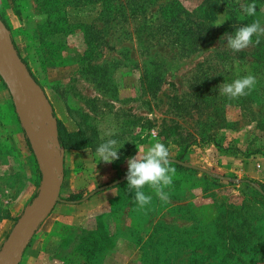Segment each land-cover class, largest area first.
Listing matches in <instances>:
<instances>
[{
    "label": "rangeland",
    "instance_id": "rangeland-1",
    "mask_svg": "<svg viewBox=\"0 0 264 264\" xmlns=\"http://www.w3.org/2000/svg\"><path fill=\"white\" fill-rule=\"evenodd\" d=\"M89 1L0 0L56 133L86 141L22 264H264V199L197 169L264 186V0ZM25 138L0 78L2 240L39 183Z\"/></svg>",
    "mask_w": 264,
    "mask_h": 264
},
{
    "label": "water",
    "instance_id": "water-1",
    "mask_svg": "<svg viewBox=\"0 0 264 264\" xmlns=\"http://www.w3.org/2000/svg\"><path fill=\"white\" fill-rule=\"evenodd\" d=\"M0 78L11 96L16 117L27 138L39 172L36 193L16 217L0 244V264H18L29 239L55 203L69 201L59 197L60 182L63 177V157L57 140L56 123L49 108L48 100L18 56L11 41L9 30L1 20ZM166 160L178 162L176 159L168 158ZM144 166L129 172L118 180L92 190L76 201L84 200L96 190L123 180ZM188 166L197 168L192 165ZM197 169L218 179L235 183L244 181L264 196L260 187L247 179L230 178L220 174H211L201 168Z\"/></svg>",
    "mask_w": 264,
    "mask_h": 264
},
{
    "label": "trees",
    "instance_id": "trees-1",
    "mask_svg": "<svg viewBox=\"0 0 264 264\" xmlns=\"http://www.w3.org/2000/svg\"><path fill=\"white\" fill-rule=\"evenodd\" d=\"M82 2V1H81ZM91 1H87V0H83V4L84 5H88L89 7L86 6V11H91L92 10V7L90 5ZM172 3H169V4H165V5H161L157 8V15L156 17L154 18V22H158L160 20H166V21H169L172 17H174V15L170 14L169 11L175 9V7H172ZM106 5V6H105ZM104 6L106 7L105 9V12L108 11L107 9V3L105 4ZM113 8V7H111ZM199 9L195 8V9H192L190 11V14L189 12H185V14H187V16L191 17L193 20H194V17L193 15L197 14ZM170 16V17H169ZM169 17V18H168ZM111 18L110 17H105V20H110ZM0 20L2 21V23L5 25V27L8 29L5 21L3 20V18L0 16ZM77 20H80V19H77ZM84 27H87V24H84L83 25ZM246 33V31H243ZM11 38V37H10ZM12 41V39H11ZM13 43V41H12ZM14 46V44H13ZM15 48V46H14ZM18 56L20 57L17 49H15ZM21 61L25 64V62L23 61V59L20 57ZM29 74L31 75L30 71H29V68L27 67V65L25 64ZM32 76V75H31ZM32 78L34 79V77L32 76ZM35 80V79H34ZM162 133V138H166L167 137V133L165 132V130L163 128L160 129V133H158L159 135H161ZM207 139V138H206ZM57 140H58V143H59V147L62 148V149H76V148H80L82 147L83 145L86 144V141H84V139L77 133V132H70V131H67L65 130L62 126H59L57 128ZM25 143L27 145V148L28 150L31 152V149H30V146H29V143L27 141V138H25ZM32 153V152H31ZM184 153V150H180L176 156L174 157L177 161L181 159L182 155ZM165 165L169 166V167H173L175 170L176 169H186V170H190L189 168H186V167H183L181 166L180 164L178 163H173V162H166ZM39 176V174H38ZM249 180L250 182H254L252 179H247ZM255 183V182H254ZM256 185H258V187H260V189L264 192V186H262L261 184H258V183H255ZM243 185L245 187H247L249 189V191L253 192L255 194V196L259 197L260 199H264V196L261 195L259 192H257L250 184L244 182ZM68 199H71L72 198V195H69L67 197ZM16 218H13V221L15 220Z\"/></svg>",
    "mask_w": 264,
    "mask_h": 264
},
{
    "label": "crops",
    "instance_id": "crops-1",
    "mask_svg": "<svg viewBox=\"0 0 264 264\" xmlns=\"http://www.w3.org/2000/svg\"><path fill=\"white\" fill-rule=\"evenodd\" d=\"M2 242V237H1V232H0V244ZM30 243V242H29ZM29 246H26L21 254L20 260L18 261V264H22V262L24 261V254L26 255ZM30 253V252H29ZM47 253H43L41 255V258H37V260H35V264H44V260L47 258ZM35 258V257H34Z\"/></svg>",
    "mask_w": 264,
    "mask_h": 264
}]
</instances>
